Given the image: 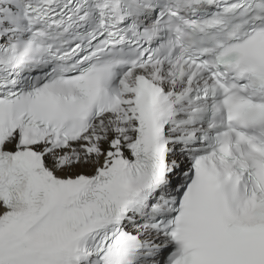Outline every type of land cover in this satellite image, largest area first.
Returning <instances> with one entry per match:
<instances>
[{
    "label": "snow or ice",
    "instance_id": "snow-or-ice-1",
    "mask_svg": "<svg viewBox=\"0 0 264 264\" xmlns=\"http://www.w3.org/2000/svg\"><path fill=\"white\" fill-rule=\"evenodd\" d=\"M0 264H264V0H0Z\"/></svg>",
    "mask_w": 264,
    "mask_h": 264
}]
</instances>
